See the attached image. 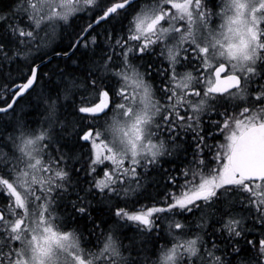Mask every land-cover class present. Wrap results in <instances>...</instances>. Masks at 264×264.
Instances as JSON below:
<instances>
[{
  "label": "snow or ice",
  "instance_id": "6c2138e0",
  "mask_svg": "<svg viewBox=\"0 0 264 264\" xmlns=\"http://www.w3.org/2000/svg\"><path fill=\"white\" fill-rule=\"evenodd\" d=\"M0 264H264V0L0 6Z\"/></svg>",
  "mask_w": 264,
  "mask_h": 264
},
{
  "label": "trees",
  "instance_id": "16d2710c",
  "mask_svg": "<svg viewBox=\"0 0 264 264\" xmlns=\"http://www.w3.org/2000/svg\"><path fill=\"white\" fill-rule=\"evenodd\" d=\"M7 2H8V0H0V6L7 4ZM77 23H83V21H78ZM65 43H66V41H65ZM59 46L62 48L64 45L61 43Z\"/></svg>",
  "mask_w": 264,
  "mask_h": 264
},
{
  "label": "flooded vegetation",
  "instance_id": "af4514ba",
  "mask_svg": "<svg viewBox=\"0 0 264 264\" xmlns=\"http://www.w3.org/2000/svg\"><path fill=\"white\" fill-rule=\"evenodd\" d=\"M165 167H168V165H165Z\"/></svg>",
  "mask_w": 264,
  "mask_h": 264
}]
</instances>
